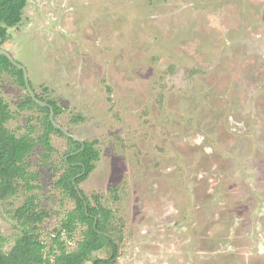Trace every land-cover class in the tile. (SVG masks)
I'll return each instance as SVG.
<instances>
[{"label":"rangeland","instance_id":"1","mask_svg":"<svg viewBox=\"0 0 264 264\" xmlns=\"http://www.w3.org/2000/svg\"><path fill=\"white\" fill-rule=\"evenodd\" d=\"M17 27L2 48L58 124L95 142L78 188L112 211L118 264H264V0H29ZM0 97L5 128L34 146L0 202L2 251L26 228L56 253L74 208L55 187L67 140L41 143L11 74ZM32 196L42 219L22 226ZM84 230L62 233L67 252Z\"/></svg>","mask_w":264,"mask_h":264},{"label":"trees","instance_id":"2","mask_svg":"<svg viewBox=\"0 0 264 264\" xmlns=\"http://www.w3.org/2000/svg\"><path fill=\"white\" fill-rule=\"evenodd\" d=\"M28 1L0 0V48L18 31L17 26L21 22L22 12ZM0 72L16 77L25 89L22 71L12 66L5 56H0ZM35 96L53 108L54 119L57 122L59 108L53 102L44 101L36 93ZM18 109H36L43 114V133L39 139L45 147L50 146V135L59 134L65 137L51 125L49 108L34 103L27 92L25 100L18 105ZM9 117L7 106L0 97V202L15 193V180L24 176L22 163L34 148L33 144L14 137L5 128ZM82 120L79 117L75 121ZM66 140L67 150L62 161L64 169L55 187L74 202V208L66 213L57 235L52 240L53 244L58 245L57 252L55 253L52 248L45 252L46 245L30 229L25 228L7 255L2 251L0 239V264H118L116 257L122 237L121 232L114 225L112 211L104 208L97 196L94 197V205H92L78 188V185L93 172V163L99 157L98 152L93 148L95 142H83V150L72 155L81 149V145L71 139L66 138ZM34 198L32 196L26 200L25 204L15 211L14 217L22 226L42 219L34 213ZM78 225L84 226L85 230L76 243L75 250L67 252L63 242L60 241V236L64 232L71 239Z\"/></svg>","mask_w":264,"mask_h":264},{"label":"water","instance_id":"3","mask_svg":"<svg viewBox=\"0 0 264 264\" xmlns=\"http://www.w3.org/2000/svg\"><path fill=\"white\" fill-rule=\"evenodd\" d=\"M0 56H5L12 66H14V67H16V68H18L19 70L22 71L24 87H25V90H26L27 94L30 96V98L33 100V102L36 103L37 105H39L41 107L49 108V111H50V113H49V121H50L51 125L56 130H59L66 138L71 139L72 141L77 142V143H79L81 145V149L79 151L73 153L72 155H75L76 153L82 151L83 150V142H82V140H80L76 136L72 135L66 129H64L61 125H59L54 119L53 108L51 106H49L47 103H45V102L39 100L38 98H36L35 93H34V91L32 90V88H31V86L29 84L27 71L23 67L18 65L17 62H15L14 59L11 57V55H9V53L7 51H5L4 49H2V48H0ZM65 159H66V157H65ZM118 257L119 256L117 255L116 259Z\"/></svg>","mask_w":264,"mask_h":264}]
</instances>
